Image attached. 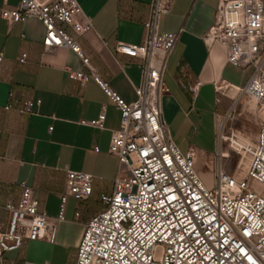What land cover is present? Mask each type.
Returning a JSON list of instances; mask_svg holds the SVG:
<instances>
[{"label":"built area","instance_id":"built-area-1","mask_svg":"<svg viewBox=\"0 0 264 264\" xmlns=\"http://www.w3.org/2000/svg\"><path fill=\"white\" fill-rule=\"evenodd\" d=\"M172 1L150 0L141 43L114 44L116 54L136 59L141 68L131 102H125L89 69L88 57L63 28L77 36L91 28L75 0H52L45 5L16 0L13 8L0 9L7 25L37 20L43 28L42 51H72L89 70L67 71L68 78L84 83L92 77L119 114L107 146L116 158L117 173L110 192L99 195L102 208L84 223L72 264H264V121L252 144L231 134L219 136L236 154L234 170L242 175L235 178L223 173L225 154L217 151L213 185L208 188L198 177L193 151L180 152L161 119L160 100L168 92L162 76L180 30L158 32V22ZM204 40L224 48L227 64L239 69L250 66L238 92L264 114V0H217V18ZM158 53L162 57L156 64ZM16 62L23 64L25 54ZM200 85L198 81L179 82V88L191 96ZM219 89L217 85L215 91ZM39 104V99L18 101L9 93L2 109L31 115ZM103 120L101 107L89 124L102 129ZM65 179L66 193L60 198L56 221L62 219L66 196L84 200L91 194L90 175L66 172ZM250 182L261 189H251ZM3 209L7 221L0 229V262L2 253L18 249L23 241L53 243L55 226L38 210L29 187L20 184L16 203L6 202Z\"/></svg>","mask_w":264,"mask_h":264},{"label":"crops","instance_id":"crops-1","mask_svg":"<svg viewBox=\"0 0 264 264\" xmlns=\"http://www.w3.org/2000/svg\"><path fill=\"white\" fill-rule=\"evenodd\" d=\"M36 1L45 5L52 0ZM75 1L91 28L78 36L63 28L88 57L89 69L125 102H131L141 68L136 59L118 55L113 48L116 42H142L150 0ZM15 4L16 0H0V9ZM216 18L217 0H173L158 22V32L180 30L162 76L168 92L160 100L161 119L177 149L193 151L198 177L208 188L213 180L201 168V160L214 179L217 151H230L219 136L231 134L252 144L264 121L256 104L238 92L250 66L239 69L227 64L224 48L204 40ZM42 37L43 28L35 19L7 25L0 18V229L7 221L3 205L16 203L23 183L31 189L38 210L55 226V238L53 243L23 241L18 249L2 253L0 264H72L84 223L102 208L99 195L110 192L117 173L116 158L107 152L110 132L119 123L117 110L92 77L84 83L69 79L67 71L88 73L89 69L69 49L42 51ZM22 53L25 62L18 64ZM161 57V53L156 55V64ZM196 81L201 85L194 96L179 88V82ZM217 85L220 89L215 91ZM9 93L18 101L39 99L40 104L31 115L5 111L2 107ZM101 107L103 128L97 129L89 122ZM236 161V154L224 161L222 172L235 177ZM118 171L124 173L122 168ZM66 172L90 175L91 194L84 200L66 196L62 219L56 221L60 198L66 193ZM206 174L210 183L205 182Z\"/></svg>","mask_w":264,"mask_h":264},{"label":"rangeland","instance_id":"rangeland-1","mask_svg":"<svg viewBox=\"0 0 264 264\" xmlns=\"http://www.w3.org/2000/svg\"><path fill=\"white\" fill-rule=\"evenodd\" d=\"M206 153L207 152H210V151H205ZM215 152V151H214ZM222 153L223 154H225L224 155V157H225V160L224 161H227L228 162V160L230 161V159H234L235 158V153L234 152H232V151H222ZM223 161V162H224ZM222 162V161H221ZM222 162V163H223ZM235 163V160H234V162L232 163V164H234ZM200 166H201V168L203 169L204 168V171H208L209 172V174L211 175V178H212V180H213V177H212V172L209 170V168L204 164V161L203 160H201V162H200ZM196 168H198V164L196 165ZM232 174L235 176V177H240L241 175H242V173H241V171L240 170H234V168H233V170H232ZM210 175H208V174H206L205 175V182H207V183H210L211 182V178H210ZM205 185V184H204ZM249 186H250V188L251 189H253V190H260L261 189V187H260V185H258L257 183H254V182H250L249 183Z\"/></svg>","mask_w":264,"mask_h":264}]
</instances>
